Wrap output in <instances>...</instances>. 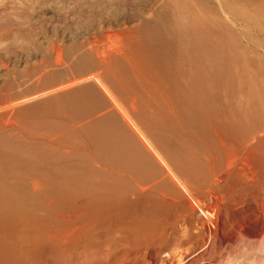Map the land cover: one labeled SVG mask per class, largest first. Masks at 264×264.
Segmentation results:
<instances>
[{
	"label": "bare ground",
	"instance_id": "6f19581e",
	"mask_svg": "<svg viewBox=\"0 0 264 264\" xmlns=\"http://www.w3.org/2000/svg\"><path fill=\"white\" fill-rule=\"evenodd\" d=\"M219 2L165 0L31 72L28 17L2 14L0 264H183L264 213V0Z\"/></svg>",
	"mask_w": 264,
	"mask_h": 264
},
{
	"label": "rangeland",
	"instance_id": "374dc122",
	"mask_svg": "<svg viewBox=\"0 0 264 264\" xmlns=\"http://www.w3.org/2000/svg\"><path fill=\"white\" fill-rule=\"evenodd\" d=\"M163 1L165 0H0V17L8 12L13 19L15 18L13 13L15 14L16 12H24L27 15L30 29L28 31L29 39L26 41L27 55L23 61L31 72L34 69L46 70V63L53 57L51 44L55 47H64L69 46L72 40H76L78 44L89 45V41L99 39V36L106 38L109 34L111 35L116 28L115 25H110L111 23L120 22L119 24L122 27H132L143 25L146 22H153L155 10ZM213 1L217 4L219 2V0ZM234 24L239 31L247 29L239 21ZM254 30L259 36L264 38L263 31ZM15 59L16 55L13 54V58L8 64L9 66L7 65L0 69V81L5 76L6 68L9 67V70H14ZM60 62L58 65L64 67ZM62 70L64 74L65 70ZM70 76L67 71L66 77L60 83L67 84V78H70ZM262 215L264 213L260 210L249 215L247 220L240 218L238 224L228 226L230 230L227 234L230 237L231 231L232 233L242 232L243 235L237 236L241 241L237 243L238 248L235 251L237 253L233 255L230 264H264L263 239H261L262 237H257L263 228ZM227 234L222 232L215 247H212V242H209L204 250L191 249L189 253L190 260L183 264H212L214 259L210 260L209 258L215 251L214 249H217V251L224 249L226 243L220 242V240L227 237ZM243 255L249 257L247 261H244ZM216 256L217 252L215 259L219 260L220 257ZM149 259L147 256L146 261L142 264H159L151 263Z\"/></svg>",
	"mask_w": 264,
	"mask_h": 264
}]
</instances>
